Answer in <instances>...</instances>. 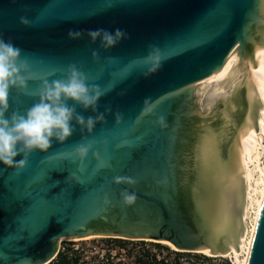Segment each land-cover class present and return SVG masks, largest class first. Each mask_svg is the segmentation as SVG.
Returning a JSON list of instances; mask_svg holds the SVG:
<instances>
[{
  "label": "water",
  "instance_id": "95a60500",
  "mask_svg": "<svg viewBox=\"0 0 264 264\" xmlns=\"http://www.w3.org/2000/svg\"><path fill=\"white\" fill-rule=\"evenodd\" d=\"M116 28L129 38L94 63L98 45L86 31ZM69 30L85 37L70 41ZM0 35L41 78L80 66L105 92L98 111L111 109L88 137L105 167L97 169L91 153L84 165L73 162L79 129L64 145L32 155L23 171L0 166V264H51L61 239L165 241L213 258L242 242V158L259 128L252 77L264 56V0H0ZM149 46L160 49L162 67L145 79ZM146 98L166 118L165 130L155 117L140 118ZM8 102L23 111L33 100L13 92ZM69 173L79 183L67 182ZM97 175L103 182H94ZM115 176L136 181L134 206L123 205L126 186H115ZM248 264H264V202Z\"/></svg>",
  "mask_w": 264,
  "mask_h": 264
},
{
  "label": "clouds",
  "instance_id": "9594fccd",
  "mask_svg": "<svg viewBox=\"0 0 264 264\" xmlns=\"http://www.w3.org/2000/svg\"><path fill=\"white\" fill-rule=\"evenodd\" d=\"M19 22L24 28L31 26L25 16H21ZM86 35L91 45H98L92 52L94 63L100 62L101 51L109 53L129 38L128 34L119 28L114 31L88 30ZM84 37L85 31L81 30H69L67 34L70 41H79ZM142 64L145 79L158 73L162 67L160 49L149 46L147 55L142 57ZM61 71L59 79L51 76L41 78L22 56V50L0 35V166L16 172L23 171L32 155L48 153L54 143L64 145L77 129L81 135V143L74 149L73 162L78 160L84 165L91 153L97 169L106 166L95 151L97 144L88 139L97 125L106 123V113L111 112L110 108L105 109L104 113L98 111L99 102L105 92L99 86L90 84L84 70L77 64H69ZM30 83H36L32 91L29 90ZM13 92L18 97L30 96L33 100L31 106L23 111H10L8 100ZM89 111L92 113L90 116L81 114ZM153 117L155 126L161 131L167 128L166 118L156 117L153 102L146 98L140 118ZM121 120V115L116 114L115 123L119 125ZM103 145L106 148L107 141H104ZM17 157L20 159L17 160ZM65 180L79 183L75 173H69ZM113 184L117 187L126 186L120 193L122 203L125 207L134 206L137 195L129 189L135 187L136 181L127 176H115Z\"/></svg>",
  "mask_w": 264,
  "mask_h": 264
},
{
  "label": "bare ground",
  "instance_id": "6f19581e",
  "mask_svg": "<svg viewBox=\"0 0 264 264\" xmlns=\"http://www.w3.org/2000/svg\"><path fill=\"white\" fill-rule=\"evenodd\" d=\"M257 69L259 72L252 77V94L253 100L256 102L255 105H257L256 116L259 128L258 133L255 134L245 146L244 157L242 158V171L245 175L243 184L246 195L242 225L246 230V234L242 242L234 250L226 255H220L222 258H228V260L231 259L232 261H235V264L249 263L253 241L264 202V165L261 164L264 155V152H262L264 148V56L258 61ZM250 212L254 213L253 217H249ZM247 219H249L252 224L249 229L245 228V220ZM93 238L97 237H88L80 240L61 239L59 240V244L60 241H81ZM160 244L178 251V249L169 242L163 241L160 242ZM199 254L211 258L215 257L209 250Z\"/></svg>",
  "mask_w": 264,
  "mask_h": 264
},
{
  "label": "rangeland",
  "instance_id": "374dc122",
  "mask_svg": "<svg viewBox=\"0 0 264 264\" xmlns=\"http://www.w3.org/2000/svg\"><path fill=\"white\" fill-rule=\"evenodd\" d=\"M255 104L256 102H254L256 111L257 105ZM106 239L107 238H93L90 240L81 241H60L59 249L63 251L65 250L69 253L80 254L81 260L79 264H135V257L143 254L144 250L147 249H149L154 255H156L158 259H162L163 257H165L169 261H172L174 259L173 255L167 256L166 253L161 254L150 246H140L137 244H132L131 242H127L126 244H119L112 240ZM171 250L173 249L171 248ZM107 255H111V258L107 259ZM224 259L228 260V258ZM181 260L183 264H223L222 262H217L216 260L208 262L200 258L197 259L193 256L183 257ZM228 261L230 262V260ZM233 262L235 264V261Z\"/></svg>",
  "mask_w": 264,
  "mask_h": 264
},
{
  "label": "trees",
  "instance_id": "16d2710c",
  "mask_svg": "<svg viewBox=\"0 0 264 264\" xmlns=\"http://www.w3.org/2000/svg\"><path fill=\"white\" fill-rule=\"evenodd\" d=\"M106 240H112L119 244H126L127 242H131L132 244H137L140 246H145V247L150 246L161 254L166 253L167 256H171V255L174 256V259L172 261H169L165 257H163L162 259H158L156 255H154L149 249H147V250H144L143 254H140L135 257V264H183L181 260L183 257H192V256L197 259L200 258L208 262L216 260L217 262H222L223 264H231L227 259H224L222 257L211 258V257H207L202 254H190V253L177 252V251L171 250V248L167 246L152 243V242H145V241L132 242V241H126V240H121V239H106ZM106 258L110 259L111 255H107ZM80 260H81L80 254L69 253L67 251H60L58 257L51 264H79Z\"/></svg>",
  "mask_w": 264,
  "mask_h": 264
},
{
  "label": "snow or ice",
  "instance_id": "6c2138e0",
  "mask_svg": "<svg viewBox=\"0 0 264 264\" xmlns=\"http://www.w3.org/2000/svg\"><path fill=\"white\" fill-rule=\"evenodd\" d=\"M217 71H219V69H217ZM109 79H111V77ZM63 163H64V167H66V165H70V160L66 159ZM94 182L97 183V184L103 182V177L99 176V175L95 176L94 177ZM89 187L91 188L92 185L90 184Z\"/></svg>",
  "mask_w": 264,
  "mask_h": 264
},
{
  "label": "built area",
  "instance_id": "2783aa9c",
  "mask_svg": "<svg viewBox=\"0 0 264 264\" xmlns=\"http://www.w3.org/2000/svg\"><path fill=\"white\" fill-rule=\"evenodd\" d=\"M264 142V141H263ZM262 152H264V148H263V151ZM261 164H263L264 165V155H263V157H262V160H261ZM254 216V213L253 212H250V214H249V217H253ZM247 222H248V224H247ZM245 228H250L251 227V221L249 220V219H247V220H245ZM135 242H137V241H135ZM60 251H63V250H60ZM65 251V250H64ZM230 260V262H231V264H234L233 263V261L231 260V259H229Z\"/></svg>",
  "mask_w": 264,
  "mask_h": 264
}]
</instances>
